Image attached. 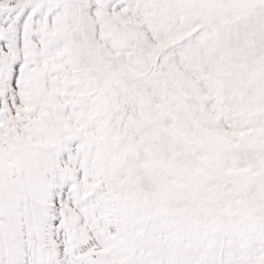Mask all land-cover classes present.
I'll return each mask as SVG.
<instances>
[{
  "label": "snow or ice",
  "instance_id": "6c2138e0",
  "mask_svg": "<svg viewBox=\"0 0 264 264\" xmlns=\"http://www.w3.org/2000/svg\"><path fill=\"white\" fill-rule=\"evenodd\" d=\"M0 264H264V0H0Z\"/></svg>",
  "mask_w": 264,
  "mask_h": 264
}]
</instances>
